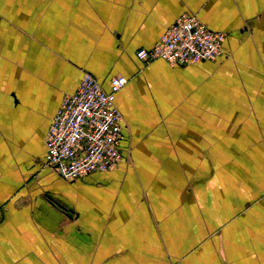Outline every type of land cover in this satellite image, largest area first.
Here are the masks:
<instances>
[{"label": "crops", "instance_id": "obj_1", "mask_svg": "<svg viewBox=\"0 0 264 264\" xmlns=\"http://www.w3.org/2000/svg\"><path fill=\"white\" fill-rule=\"evenodd\" d=\"M215 60H139L182 14ZM84 72L123 157L64 180L45 137ZM0 264H264V0H0Z\"/></svg>", "mask_w": 264, "mask_h": 264}, {"label": "built area", "instance_id": "obj_2", "mask_svg": "<svg viewBox=\"0 0 264 264\" xmlns=\"http://www.w3.org/2000/svg\"><path fill=\"white\" fill-rule=\"evenodd\" d=\"M225 33L213 31L194 14H182L150 48L136 57L144 62L160 59L169 65H187L217 59ZM114 76L105 90L92 74L84 72L77 89L63 95L45 137L46 165L64 180L105 172L123 157L124 118L115 104L126 84Z\"/></svg>", "mask_w": 264, "mask_h": 264}]
</instances>
